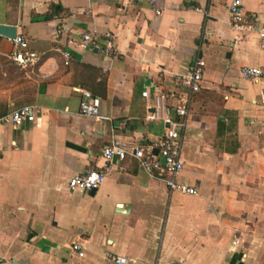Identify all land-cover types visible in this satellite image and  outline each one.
I'll return each mask as SVG.
<instances>
[{
    "label": "crops",
    "instance_id": "crops-1",
    "mask_svg": "<svg viewBox=\"0 0 264 264\" xmlns=\"http://www.w3.org/2000/svg\"><path fill=\"white\" fill-rule=\"evenodd\" d=\"M227 2L155 0L157 14L148 0H0V24L41 55L22 73L0 35V115L30 105L37 117L0 124V264H264V46L231 28ZM240 4L264 24V0ZM87 31L97 48L66 43ZM104 34L117 55L103 57ZM56 48L69 50L68 65ZM196 58L202 77L178 129L176 179L197 193L169 192L129 158L112 161L93 192L70 191L67 179L101 166L112 137L161 135L145 103ZM243 66L260 78L243 79ZM82 89L99 98L97 116L79 113Z\"/></svg>",
    "mask_w": 264,
    "mask_h": 264
},
{
    "label": "built area",
    "instance_id": "built-area-1",
    "mask_svg": "<svg viewBox=\"0 0 264 264\" xmlns=\"http://www.w3.org/2000/svg\"><path fill=\"white\" fill-rule=\"evenodd\" d=\"M155 0H148L149 5L154 8ZM226 8L229 14V24L233 30L241 34L254 31L256 33L259 46H264V24L257 26L255 18L246 15L241 8L240 0H228ZM155 13H159L154 8ZM98 36L92 35L89 31L80 34L78 40L67 38V44H73L80 48H97ZM13 49L9 54L11 63L22 73L32 72L36 63L41 59V55L31 50L25 38L15 33L10 39ZM61 58L63 65H68L71 59L70 52L66 48L55 49ZM101 53L103 57L117 55V50L113 46L111 36L104 34L101 40ZM203 61L196 58L187 74L177 75L173 78V90L168 92L157 91L152 94V100L145 103L149 110L146 119H158L163 124V132L152 143L136 144L122 141L112 137L109 142L101 148V166L90 167L83 172L75 173L67 179V188L70 191L90 192L96 190L105 178L106 171L112 161H123L126 158L134 160L139 169L149 176L160 180L169 192H178L184 195L196 194V189L179 182L176 176L182 170L180 159L181 137L178 129L185 124V117L189 99L191 95L200 88L202 77ZM240 75L243 79L256 82L261 71L257 67L243 66L240 68ZM145 99L149 98V88L145 87L141 92ZM82 100L79 102V113L84 116H97V105L99 98L91 94L88 90H81ZM170 97L174 104L171 105L174 116L169 113V106L165 100ZM34 109L30 105L15 107L0 115V124L17 127L24 122L35 121ZM234 243V242H232ZM73 249L78 255L82 254V246L76 244ZM114 264H129L126 257L111 256Z\"/></svg>",
    "mask_w": 264,
    "mask_h": 264
},
{
    "label": "water",
    "instance_id": "water-1",
    "mask_svg": "<svg viewBox=\"0 0 264 264\" xmlns=\"http://www.w3.org/2000/svg\"><path fill=\"white\" fill-rule=\"evenodd\" d=\"M15 27L14 26H9V25H3L0 24V35L6 37V38H13L15 35ZM94 190H91V192H93Z\"/></svg>",
    "mask_w": 264,
    "mask_h": 264
},
{
    "label": "trees",
    "instance_id": "trees-1",
    "mask_svg": "<svg viewBox=\"0 0 264 264\" xmlns=\"http://www.w3.org/2000/svg\"><path fill=\"white\" fill-rule=\"evenodd\" d=\"M91 94L95 95L94 93L91 92Z\"/></svg>",
    "mask_w": 264,
    "mask_h": 264
}]
</instances>
